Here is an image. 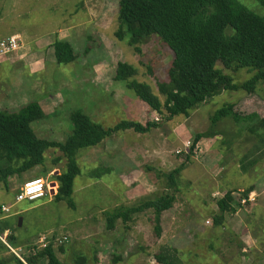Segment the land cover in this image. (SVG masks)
Here are the masks:
<instances>
[{"label": "rangeland", "instance_id": "obj_1", "mask_svg": "<svg viewBox=\"0 0 264 264\" xmlns=\"http://www.w3.org/2000/svg\"><path fill=\"white\" fill-rule=\"evenodd\" d=\"M235 1L264 16L262 0ZM117 16V0H0V34L23 32L33 42L32 51L26 57L33 53V61L43 58L46 68L41 71L34 67L31 72L23 59H17L18 56H9L0 62V109L17 111L30 101H42L54 115L36 121V131L42 138L62 142L71 133V114L78 108L88 111L95 121L106 127L123 120L159 123L148 133L120 130L96 147L79 150L81 173L74 180V207L66 200L58 201L48 194L33 201L16 202L17 190L23 181L40 176L55 181L58 171L65 169V157L55 163V158L62 156L58 149L50 148L46 152L44 166L10 177L9 189L0 181V215L16 229L17 244L20 245L11 246L13 250H3L0 258L7 264H15L14 258L18 257L15 250L26 258L44 248V244L52 243L64 264H78L81 257L85 258V264H97L95 260L99 258L100 264H119L111 262L117 257L119 262L122 261L120 264H130V260H137L142 248L149 250L147 255L152 260H156L154 257L161 248H169L184 264L240 261L238 248H219L225 241L235 244L230 241L229 227L215 233V225L211 223L210 232L204 233L199 224L202 215L212 213L210 204H203V183L209 185L210 180L200 169V181L194 184L197 189L189 185L188 178H192L197 170L191 161L178 180L180 189L174 206L163 213L160 237L155 232L153 209L135 214L126 223L118 219L113 230L107 228V211L131 206L153 194L165 192V180L159 176L160 172H168L186 160L197 132L213 128L224 131L223 142L212 141L214 149L223 150L225 159L222 163L228 162L227 173L220 176L224 185L229 181L235 186L264 183V174L255 173V167L243 174L232 162L234 158L236 162L242 159V165L247 168L250 159L258 156L259 139L249 129L264 116V81H259L252 92L242 88L222 91L192 110L190 116L178 115L167 120L166 113L152 112L123 81L115 79V73L118 62L131 63L138 68L136 78L150 84L157 94V82L167 79L173 53L158 36L148 39L141 45L142 52L137 53L116 37ZM64 27L70 28L66 34L77 59L58 65L52 61L51 45L59 35L57 30ZM232 32V28L227 29V35ZM39 37L44 38L39 40ZM216 66L236 84H242L254 74L247 68L226 69L221 62ZM161 98L164 100L163 96ZM228 103L235 105L234 109L241 115L240 121L223 118L212 124L215 113ZM199 149L196 146L194 150L196 159ZM44 169L53 170L46 173ZM245 188L243 192L248 189ZM235 192L244 194L237 189ZM239 204L237 208L242 206L244 214L247 213L248 227L262 237L264 196L251 206L248 202L240 201ZM3 206L9 209L3 211ZM20 217L21 226L18 225ZM6 235L3 234L5 240ZM42 236L45 237L43 241L40 240ZM258 242V250L246 254L253 260L264 261V238ZM140 258L144 261L146 255L141 254ZM39 264H47L46 259Z\"/></svg>", "mask_w": 264, "mask_h": 264}, {"label": "trees", "instance_id": "obj_2", "mask_svg": "<svg viewBox=\"0 0 264 264\" xmlns=\"http://www.w3.org/2000/svg\"><path fill=\"white\" fill-rule=\"evenodd\" d=\"M117 2L119 25L116 37L140 54L141 45L151 37L158 36L171 49L173 60L167 79L157 82V94L153 92L150 84L136 78L138 68L131 63L118 62L115 79L123 81L126 88L133 90L152 111L166 113L167 120L178 115L190 116L192 110L222 91H236L242 88L252 92L259 81H264L263 15L235 0H117ZM262 4L264 5V0ZM228 28L233 30L230 35H227ZM53 45L56 62L59 65H66L77 59L74 47L69 41L56 39ZM218 62L226 69L247 68L254 71V74L242 84H236L231 76L217 68ZM234 107L233 103H228L220 108L215 113L212 124H217L223 118L240 121L241 115ZM44 117L45 113L37 100L30 101L17 111L0 109V181L9 189L10 177L21 176L36 166H44L46 152L50 148L58 149L62 156L55 158V163L65 157L66 166L56 176L58 191L55 200H66L72 207L75 205L72 199L74 180L81 173L78 163L79 150L95 147L120 130L133 129L138 133H148L159 126L156 121H147L143 124L135 120H123L111 127H104L78 108L71 114V133L62 142L39 137L33 129L32 123ZM249 131L254 132L259 142L264 143V116L251 125ZM223 133L214 128L197 132L186 160L168 172H160L159 176L165 180V192L153 194L131 206H119L107 211V228L113 230L118 219L126 223L135 214L153 209L155 232L160 237L163 213L175 204L176 193L180 189L178 180L191 161L197 143L202 138ZM44 172L49 171L44 169ZM251 191L252 189L248 188L245 195ZM233 200L230 192L217 200L220 213L214 218L216 223L223 219L225 213L235 211ZM7 230L8 244L19 247L16 229L9 220L2 219L0 215V234H5ZM8 248L0 239V253ZM155 257L160 264H184L169 248H161ZM14 259L15 264H25L19 257ZM24 259L27 264H39L43 259H46L47 264H64L57 256L52 243ZM116 259L119 260L118 257ZM0 264L7 263L0 258ZM78 264H85V258L81 257Z\"/></svg>", "mask_w": 264, "mask_h": 264}, {"label": "crops", "instance_id": "obj_3", "mask_svg": "<svg viewBox=\"0 0 264 264\" xmlns=\"http://www.w3.org/2000/svg\"><path fill=\"white\" fill-rule=\"evenodd\" d=\"M69 29L70 28H67V27L58 29L57 31L59 32V35L55 36V39L53 40V43L51 45V48L53 49V55H54V58L52 59V61L54 63H56V64H58V63L56 62V57H55V48H54V45H53L54 41L56 39H63V40L69 41L68 36L66 34V33H68ZM13 34L21 35L23 40H24V42H25V44H26L25 50H23L21 52V54L18 55L17 59H23V61L25 62V65L30 69L31 72H34V67H36L39 70L41 69V71L45 70L46 68H45V66L43 64L44 63V59L43 58L39 59L38 61H33V59H32L33 53H31L29 55V58L26 57L27 54L30 51H32L33 47H32L31 44H33V42H32L31 39L28 40V38H26V36L23 35V32H19L18 31V32H15V33H10V34H4V35L0 34V39L6 38V37H8L10 35H13ZM43 35H45V34H43ZM40 36H42V35H40ZM29 37H31V36H29ZM44 37H46V36H44ZM44 37H39V40L41 38H44ZM37 101L39 102L40 106L42 107V109H43V111L45 113V117L42 120L49 119L50 117H52L54 115V113L53 114L51 113L49 108H47L45 105H43L42 101H40L38 99H37ZM79 109H81L85 114H87L89 117H91V119H93L95 121V119L91 116L90 113H88V111H85L82 108H79ZM12 111H15V110H12ZM152 112H154V111H152ZM154 113H156V112H154ZM42 120H40V121H42ZM40 121H37V123L40 122ZM37 123H35V122L32 123V127H33V129L35 131H36V124ZM69 125H70L69 127H71V130H72V125L71 124H69ZM104 127H106V126H104ZM220 131H223V130H220ZM36 133H37V131H36ZM230 133L232 134V132H230ZM224 136H225V133L224 134L215 135L213 137L202 138L196 145L197 147L200 148L199 151L197 152V153H199L198 159H196L197 156H194V155L191 157V165L193 164L194 165V169H197V170H194L192 178H190V177L188 178L189 185H191L195 189H197V186H195L194 184H196V181H200V178L198 177V175L200 174V171H199L200 169L203 171V174H206L208 179L210 180V184L209 185L206 182L203 183L204 184L203 194H204V197H205L204 200H203V204L204 205H209L210 204L212 213L209 216L208 215H202L204 217H202V219H199L200 220L199 224L204 229V233L208 232L209 229L212 227L211 223H214V225H215L214 226V230H213V232H215V233H216V231H218L217 233H221L222 229H225V226L230 228V232H228L229 236L231 237L230 241H235V244H227V242L225 241L222 244L220 243V247H219V248H238V251L240 252L238 255L241 258V260L233 262V263H230V264H264V261L253 260V259H251L252 256H248V254H246L249 251L253 252L255 249L258 250V248H259L258 245L260 243V242H258V240L261 241V238H264V228H262L263 225L260 228V233L262 234V237L255 235L254 232L251 231V229L248 227V225L246 223L247 213L244 214V209H243L242 206L237 208V205H240L239 202L243 198H245L247 200V202L249 203L250 206L253 205V203L258 202L259 197L260 196H264V183L263 184L260 183L258 186L254 185V184L247 185V186H245V185L235 186V185H232L230 183V181L227 182L226 185H224L221 182L220 176L223 173H227L226 164L228 162L222 163L224 161L223 159H225V155L223 156L222 152H221L223 150L214 149L213 147H214L215 144H213L214 142H212V141L214 139H216V141L220 140L221 142H223L222 138H224ZM103 141H105V139ZM103 141L101 143H103ZM256 154L258 156L253 157V158L250 159V161H249L250 165H248L247 168H244V166L242 165V163H241L242 159H241V162L239 161L240 163L238 161L236 162L235 158L232 159L233 165L237 166L239 168V171L242 170L241 173H243V174L252 171L253 170L252 167H255L257 169V171H254L255 173L261 172V174H264V143L259 142V144L257 146V153ZM227 156L229 158H231L230 155H227ZM45 164H46V161H45ZM230 165H231V163H230ZM37 168H38V166H36L35 168L31 169L30 171H32V170L35 171ZM54 169H55V167H54ZM52 170L53 169H51L50 171H52ZM192 171L193 170H191V172ZM58 172H59L58 174H60L61 171H58ZM121 173H124V172H121ZM182 173H183V171H182ZM194 175H196V176H194ZM33 178H35V177H33ZM29 179H32V178H29ZM23 182L19 185L18 190H19L20 186L23 184ZM244 188L245 189L251 188L252 191L247 193V195H245L246 191L243 192ZM236 189L239 190V191H242L244 193V194H242L243 196L239 192H235ZM228 192H230L231 195L233 196L234 200L232 202V205L235 208V211L232 212V213H225L223 219L220 220L219 223H216L214 221V218H215V216L217 214L220 213L219 212V208H218V204H217V200L220 199V198L225 197V195ZM249 196H251V198L254 197V200H251V198H249V200H248ZM262 209H264V207ZM224 221L227 222V223H225ZM223 223H225L224 226H222ZM200 234H203V233H200ZM256 241L258 242V245L256 244ZM148 251L149 250H146V248H142L141 250H139L138 251L139 254L137 256V260H130V264H156V263L160 264V263L157 262V260H152V257L151 258L148 257V255H147ZM241 252L244 253V254L242 255ZM141 254L142 255H146V260L142 261V259L140 258ZM154 258L156 259V257H154ZM94 259H97V258H94ZM119 260H120V258H119ZM95 261H96L97 264H98V261H99V264H100V258H99V260L97 259ZM111 262L112 263L115 262V263H119L120 264L122 261L119 262V261L112 260Z\"/></svg>", "mask_w": 264, "mask_h": 264}, {"label": "built area", "instance_id": "obj_4", "mask_svg": "<svg viewBox=\"0 0 264 264\" xmlns=\"http://www.w3.org/2000/svg\"><path fill=\"white\" fill-rule=\"evenodd\" d=\"M25 42L21 35L19 34H13L6 38L0 39V62L4 61L5 58L11 57V56H18L21 54L23 50H25ZM158 120V118H155ZM49 177H35L32 179L26 180L19 188L16 194V202H21L24 200L33 201L39 198H42L46 196L47 194L51 196H55L58 191V183L57 181H53ZM55 191V192H53ZM251 198V196L248 197ZM251 200H254V197L251 198ZM242 203H246L247 200L245 198L241 199ZM3 211L8 210L9 208L7 206L2 207ZM209 223V222H208ZM9 230L5 232V235L8 234ZM7 236V235H6ZM44 236L40 238L41 241L44 240ZM67 239V237H64ZM0 239L10 248L13 250L10 244L5 240L3 235L0 234ZM46 244H44V247ZM15 254L25 263V259L22 255L16 252Z\"/></svg>", "mask_w": 264, "mask_h": 264}, {"label": "water", "instance_id": "obj_5", "mask_svg": "<svg viewBox=\"0 0 264 264\" xmlns=\"http://www.w3.org/2000/svg\"><path fill=\"white\" fill-rule=\"evenodd\" d=\"M21 224H22V218L20 217V218H19L18 225L21 226Z\"/></svg>", "mask_w": 264, "mask_h": 264}]
</instances>
